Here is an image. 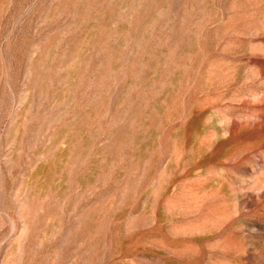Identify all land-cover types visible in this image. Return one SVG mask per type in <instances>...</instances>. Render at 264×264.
<instances>
[{
  "label": "rangeland",
  "instance_id": "1",
  "mask_svg": "<svg viewBox=\"0 0 264 264\" xmlns=\"http://www.w3.org/2000/svg\"><path fill=\"white\" fill-rule=\"evenodd\" d=\"M0 264H264V0H0Z\"/></svg>",
  "mask_w": 264,
  "mask_h": 264
}]
</instances>
